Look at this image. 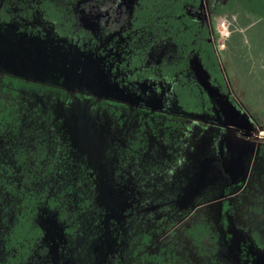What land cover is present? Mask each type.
Listing matches in <instances>:
<instances>
[{"label": "flooded vegetation", "instance_id": "1", "mask_svg": "<svg viewBox=\"0 0 264 264\" xmlns=\"http://www.w3.org/2000/svg\"><path fill=\"white\" fill-rule=\"evenodd\" d=\"M147 2L0 0V264H253L232 228L264 250L242 216L264 128L216 61L212 7L186 8L210 31L194 47Z\"/></svg>", "mask_w": 264, "mask_h": 264}, {"label": "rangeland", "instance_id": "2", "mask_svg": "<svg viewBox=\"0 0 264 264\" xmlns=\"http://www.w3.org/2000/svg\"><path fill=\"white\" fill-rule=\"evenodd\" d=\"M208 7H212L211 12L206 10H200L203 16L206 15L207 19H210L212 25V36L216 44L221 57L224 59H229L235 56L237 62H235L233 70L234 77L229 74V81L232 85V92L234 97L239 101V99H251L253 100V109L248 107L250 111L257 117L262 128H264V60H261L260 56H254L252 51L249 49L245 42V46L240 50L231 39L232 31L230 29V24L234 21L231 20L230 10L228 8V0H207ZM235 50V51H234ZM238 51L240 52L239 54ZM223 52V55L222 53ZM219 54V56H220ZM264 56V55H263ZM260 60H258V59ZM225 67V66H224ZM260 155V165L259 179L258 183L259 195L257 198L260 199L259 205L256 207L255 202L256 196L250 194L245 201H247V208L250 209L248 215L243 214V223L251 232L256 234L257 238L261 244L264 245V146L261 149ZM256 167H254L255 171ZM259 209V210H256ZM42 221L47 224V229L53 230L55 232L54 237L59 239L62 237V227L63 224L56 217L55 212L47 211L46 208L39 209L37 214V221ZM55 248V246H54ZM50 247L48 251L52 252L50 259L55 256V251L59 248L57 246L55 249Z\"/></svg>", "mask_w": 264, "mask_h": 264}, {"label": "trees", "instance_id": "3", "mask_svg": "<svg viewBox=\"0 0 264 264\" xmlns=\"http://www.w3.org/2000/svg\"><path fill=\"white\" fill-rule=\"evenodd\" d=\"M202 2L203 0H148L147 4L152 8L153 18L158 19L166 29L171 30L180 45L196 47L209 45L207 38L210 31L207 26L197 24L195 16L188 13L186 8L190 6L197 9L201 7ZM227 6L231 20L234 18L230 24L233 33L231 39L240 50L246 42L253 55L256 57L262 54L261 60H264V0H228ZM221 53L223 55V52ZM239 53L238 51L237 54ZM235 57L227 60L222 57V60L218 57L216 59L217 63L220 61V64L225 66L231 77L235 76L233 70L237 62ZM261 64H264V61ZM245 104L253 109V100L245 99Z\"/></svg>", "mask_w": 264, "mask_h": 264}, {"label": "water", "instance_id": "4", "mask_svg": "<svg viewBox=\"0 0 264 264\" xmlns=\"http://www.w3.org/2000/svg\"><path fill=\"white\" fill-rule=\"evenodd\" d=\"M247 146H249V151H250V156H251V152H253V150H254V144H247ZM235 160L237 161V159L235 157L231 158V161H235ZM246 171L247 170H245V173H244L245 176H246ZM231 233L235 237L234 243H235V246L238 247V253L240 252V250H239L240 243L245 242L247 245L249 244L250 251L252 252L253 256L255 257L253 264H264V250L253 251L252 240L247 233L240 231V230H237V229H234V228L231 229Z\"/></svg>", "mask_w": 264, "mask_h": 264}]
</instances>
